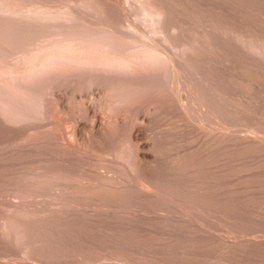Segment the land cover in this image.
Segmentation results:
<instances>
[{
  "label": "rangeland",
  "instance_id": "374dc122",
  "mask_svg": "<svg viewBox=\"0 0 264 264\" xmlns=\"http://www.w3.org/2000/svg\"><path fill=\"white\" fill-rule=\"evenodd\" d=\"M113 59L149 122L78 86ZM1 91L0 264H264V0H0Z\"/></svg>",
  "mask_w": 264,
  "mask_h": 264
},
{
  "label": "bare ground",
  "instance_id": "6f19581e",
  "mask_svg": "<svg viewBox=\"0 0 264 264\" xmlns=\"http://www.w3.org/2000/svg\"><path fill=\"white\" fill-rule=\"evenodd\" d=\"M158 17V16H157ZM66 36V35H65ZM19 49H21V48H19ZM59 49V48H58ZM57 49V50H58ZM65 50V48H62V50ZM67 49V48H66ZM75 49V48H74ZM78 49V48H77ZM79 49H81V48H79ZM82 49H84L85 50V48H82ZM81 49V50H82ZM87 49V48H86ZM100 50H102V51H106L107 53L108 52H110V51H112V49L113 48H99ZM118 49V48H117ZM17 50H18V48H17ZM61 50V49H60ZM70 50V49H69ZM73 50V49H72ZM94 50V49H93ZM37 51V50H36ZM71 51V50H70ZM76 51V50H75ZM67 52V51H66ZM21 53V52H20ZM61 53H63V52H61ZM72 53H74V51H72ZM76 53V52H75ZM74 53V54H75ZM16 54V53H15ZM17 54H18V52H17ZM59 54V53H58ZM67 54V53H66ZM65 54V55H66ZM166 54V53H165ZM83 55H84V53H83ZM86 53H85V57H86ZM89 55V54H88ZM87 55V56H88ZM61 56V55H60ZM67 56V55H66ZM69 56H70V54H69ZM73 56V55H72ZM108 56V55H107ZM76 57V56H75ZM81 57V56H80ZM84 57V56H83ZM89 57V56H88ZM18 58V57H17ZM16 58V59H17ZM20 58V57H19ZM70 58H71V56H70ZM28 59H29V57H28ZM74 59V58H73ZM87 57L84 59V60H81L80 62V66H82L81 64L83 63V62H89V60L87 59ZM20 60V59H19ZM62 60V59H61ZM64 60H66V59H64ZM68 60V59H67ZM119 60V59H118ZM117 59L115 60V59H113V60H110V61H108V60H105V61H101L100 63H101V65H100V67L98 66L99 65V61L97 62L98 64H95V66L97 67H95V66H91L92 64V62H93V60H91L90 61V64L89 63H87V66H85L84 65V67H80L81 69V71L79 72V65L76 67V65H75V67L77 68V70H78V72H79V74H78V76L80 77V79L78 78V77H76L77 76V70H75V74H76V76H72V74H69L70 76H72L70 79H73V77H75V78H78L79 80H83L82 82H80L79 84H78V86L81 84V83H83V82H85V86H87V87H85V88H87L86 90H88L87 92H89L90 93V96L92 97V96H97L98 94H100V93H107V95H111L110 96V99L111 100H113V101H115L114 102V106H115V108L117 109V111H119V112H124L126 109H130V108H132V115H133V118H132V116H131V120L133 119L134 121H136V120H141L142 122L143 121H148L149 122V119H146L145 118V116H142V115H140V113H139V109H141V104H142V102L144 101L142 98H141V95L140 94H142V93H140V92H142L141 91V89L140 90H138V91H134L136 88L133 86V87H128V89L127 90H130V92H131V96H127V97H125V96H121V97H119V96H117V94L116 93H118L117 92V90H118V88L116 87V86H118V85H120V89H122L121 88V85H122V87L124 88H126V86L124 85L123 86V84L125 83V84H133V85H135V84H138V83H136V82H134L132 79H131V77H133V76H135V75H137L138 73H137V70H136V67H133V66H135V65H131L132 64V62L130 63V65H128L129 63H121L120 61H118ZM28 61V60H27ZM50 61V60H49ZM54 61V60H53ZM72 61V60H71ZM83 61V62H82ZM29 62V61H28ZM67 62H69V61H67ZM74 62H75V60H74ZM52 63V62H51ZM70 63V62H69ZM77 64L79 63V62H76ZM50 64V63H49ZM55 64V63H54ZM53 64V65H54ZM57 64H59V63H57ZM73 64V63H72ZM90 66H89V65ZM94 64V63H93ZM64 65V64H63ZM70 65V64H69ZM173 65V64H172ZM181 65V64H180ZM55 66V65H54ZM58 67V66H57ZM57 67H55L54 68V70H56V69H58V70H56V71H58V72H60L59 70H61V67H59V68H57ZM71 67V66H70ZM70 67H68V68H70ZM177 67V66H176ZM67 68V70H69ZM72 68H73V66H72ZM178 68V67H177ZM48 69H49V67H48ZM182 69V68H181ZM65 70V69H64ZM140 70V69H139ZM151 70V69H150ZM49 71V70H48ZM62 71H63V69H62ZM62 71H61V74H63L62 73ZM72 71H74V70H72ZM71 71V72H72ZM148 71V70H147ZM153 71V70H152ZM183 71V70H182ZM140 72V71H139ZM154 72V71H153ZM152 72V73H153ZM50 73V72H49ZM49 73H48V75H49ZM54 73V72H53ZM52 73V74H53ZM64 73H66L65 71H64ZM72 73H74V72H72ZM163 73V72H162ZM60 74V75H61ZM74 74V75H75ZM45 75V74H44ZM51 75V74H50ZM53 75H55V73L53 74ZM147 75V74H146ZM149 75V74H148ZM177 75V74H176ZM183 75V74H182ZM59 76V75H58ZM69 76V77H70ZM131 76V77H130ZM163 76H164V74H163ZM180 76H181V74H180ZM50 77V76H49ZM65 77V76H64ZM68 77V78H69ZM147 77V76H146ZM145 77V78H146ZM62 78V77H61ZM128 78V79H127ZM130 78V79H129ZM135 77H133V79H134ZM138 78H140L139 76H138ZM142 78V77H141ZM153 78V77H152ZM162 78V77H161ZM164 78V77H163ZM179 78V77H178ZM184 78V77H183ZM136 80H137V78H135ZM144 79V78H143ZM151 79V78H150ZM78 80V81H79ZM140 80V79H139ZM153 80V79H152ZM67 81V80H66ZM70 81V80H69ZM73 81V80H72ZM77 81V82H78ZM140 81H142V80H140ZM3 82V81H2ZM1 82V83H2ZM68 82V81H67ZM74 82H75V84H76V79L74 80ZM137 82H138V80H137ZM143 82H146L145 81V79H144V81ZM149 82V81H148ZM147 82V83H148ZM4 84H5V82H3ZM56 83V82H55ZM58 83V82H57ZM65 83V82H64ZM69 83V82H68ZM71 83V82H70ZM123 83V84H122ZM141 83V82H140ZM147 83H145V84H147ZM161 83V82H160ZM181 83H183V82H181ZM51 84H53L52 82H51ZM84 84V83H83ZM82 84V85H83ZM143 84V83H142ZM141 84V85H142ZM145 84L143 85V86H145ZM184 84V83H183ZM6 85V84H5ZM8 85V84H7ZM69 85V84H68ZM70 85H73V84H70ZM139 85L140 84H138V87H139ZM140 85V86H141ZM9 86V85H8ZM81 86V85H80ZM130 86H132V85H130ZM142 86V87H143ZM11 87V86H10ZM14 87V86H13ZM54 87V86H53ZM60 87V86H59ZM72 87V86H71ZM83 87V86H82ZM119 87V86H118ZM141 87V88H142ZM179 87V86H178ZM84 88V89H85ZM125 88H124V90H125ZM130 88V89H129ZM134 88V89H133ZM148 88V90L149 89H151L150 87H148V86H146L145 88L143 87V90L144 89H147ZM3 89V88H2ZM59 89V88H58ZM62 89V88H61ZM79 89H81V87L79 88ZM78 89V90H79ZM119 89V90H120ZM10 90H12V87H11V89ZM15 90V89H14ZM82 90H83V88H82ZM86 90L85 91H80V92H86ZM132 90H133V92L135 93V95H133L134 93L132 92ZM147 90V91H148ZM48 91V90H47ZM73 91V90H72ZM126 91V90H125ZM140 91V92H139ZM146 91V90H145ZM160 91V90H159ZM162 91V90H161ZM182 91H183V89H182ZM12 92V91H11ZM14 92V91H13ZM56 92H57V90H56ZM124 92V91H123ZM122 92V93H123ZM127 92V91H126ZM140 93L139 95L137 94V93ZM144 92V91H143ZM153 92V91H152ZM0 93H2V91L0 92ZM55 93V92H54ZM121 93V92H120ZM125 93V92H124ZM133 93V94H132ZM183 93V92H182ZM11 94V93H10ZM14 94H15V92H14ZM17 94H18V92H17ZM44 94V93H43ZM48 94H50L51 95V92H48ZM47 93L46 94H44V95H46V96H48V99H47V101H50V102H52L53 103V101L55 100V99H53V101H51L50 99L52 98L50 95H48ZM73 94V93H72ZM82 94V93H81ZM128 94V93H127ZM147 93H145L144 95H146ZM154 94V93H153ZM16 95V94H15ZM14 95V96H15ZM53 95V94H52ZM80 95V94H79ZM147 95H150L151 96V94H150V92L147 94ZM49 96H50V98H49ZM60 96V95H59ZM62 96V95H61ZM73 96V95H72ZM155 96V95H154ZM12 97H13V94H12ZM16 97H18V95L16 96ZM20 97V96H19ZM24 97V96H23ZM54 97V96H53ZM56 98L58 97V95L57 96H55ZM54 97V98H55ZM63 97V96H62ZM89 97V96H88ZM103 97H105V96H103ZM108 97V96H107ZM142 97H144L143 96V94H142ZM146 97V96H145ZM153 97V96H152ZM44 99H43V101L44 100H46L45 99V97H43ZM47 98V97H46ZM94 98V97H93ZM20 99V98H19ZM42 99V98H41ZM58 99V98H57ZM61 99V98H60ZM107 99V98H106ZM109 99V100H110ZM110 100V101H111ZM141 100H142V102H141ZM4 101V100H3ZM8 101V100H7ZM11 101V100H10ZM10 101H9V103H10ZM42 101V102H43ZM108 101V100H107ZM41 102V101H40ZM44 102H46V101H44ZM43 102V105H41V107L43 106V110H46L47 109V105H46V103H44ZM68 102V101H67ZM1 103H2V101H1ZM54 103H55V101H54ZM42 104V103H41ZM54 105H56V106H62V102H61V100H57L56 101V104H54ZM49 103H48V108H49ZM112 106V105H111ZM4 107V106H3ZM2 107V108H3ZM113 107V106H112ZM6 108V107H5ZM52 108V107H51ZM90 108V107H89ZM88 107H83V109H84V113L86 114V115H89V114H91L92 115V117H91V121H90V124H84V123H82V122H80V121H74V124H73V128H72V132H71V138L74 140V141H79L81 138H82V134H81V129L80 128H83L84 126L86 127V129H87V131L86 132H88V134L90 135V133L91 134H97L98 132H100V129L103 127V124H101L100 123V121L98 120V118H97V116L96 115H94L93 113H92V111L89 109ZM116 109H115V111H116ZM144 109H146V110H153V108H150V107H146V108H144ZM2 110H4V109H2ZM7 111V110H6ZM4 112H5V110H4ZM119 112H118V114H119ZM126 112V111H125ZM123 113V114H126V113ZM130 112H131V110H130ZM153 112V111H152ZM12 113V112H11ZM11 113H8V114H11ZM17 113V112H16ZM20 113V112H19ZM116 113V112H115ZM120 113V114H121ZM6 113H4V115H5ZM112 115V114H111ZM6 116V115H5ZM8 116V115H7ZM12 116H13V114H12ZM9 117V116H8ZM104 117V116H103ZM127 117V116H126ZM10 118V117H9ZM17 118V117H16ZM22 118V117H21ZM122 118V117H121ZM14 120H15V118H13ZM122 119H124V118H122ZM121 119V120H122ZM17 120V119H16ZM24 120V119H23ZM133 120H132V122H133ZM5 121V120H4ZM7 121H9V119L7 120ZM7 121H5V122H7ZM10 121H11V119H10ZM17 121H19V120H17ZM12 122V121H11ZM21 121H19V123H20ZM23 122V121H22ZM21 122V123H22ZM4 123V122H3ZM21 123H20V125H21ZM56 123V122H55ZM13 124V123H12ZM11 124V125H12ZM17 124V123H16ZM132 125H131V127H130V131H129V133H130V138H132V137H134V136H136V135H138L139 134V132H140V129L137 127H135V124L134 123H131ZM15 125V124H14ZM19 125V124H18ZM23 125V124H22ZM21 125V126H22ZM109 125V124H108ZM117 125H119V124H117ZM116 125V126H117ZM104 126H107V125H104ZM115 126V127H116ZM17 127V126H16ZM15 127V128H16ZM20 127V126H19ZM107 127H109V126H107ZM114 127V128H115ZM7 128V127H6ZM13 128V127H12ZM11 128V129H12ZM21 128H23L24 129V127H21ZM106 127H104V129H105ZM61 129V128H60ZM85 129V128H84ZM105 130H107V128L105 129ZM105 130H103V131H105ZM18 131V130H17ZM23 131V130H22ZM102 131V130H101ZM101 133V132H100ZM100 133H98L97 135H94V138H95V136H98ZM105 133V132H104ZM30 134V133H29ZM29 134H28V136H29ZM88 135V136H89ZM90 136H92V135H90ZM100 136V135H99ZM99 136H98V138H99ZM102 136V135H101ZM26 137V136H25ZM93 137V136H92ZM86 138V137H85ZM91 138V137H90ZM97 138V137H96ZM89 139V138H88ZM73 140H71V142L73 141ZM59 142V141H58ZM71 144V143H70ZM88 146V145H87ZM67 147V146H66ZM68 148V147H67ZM80 148V147H79ZM108 155V154H107ZM137 155H138V157L140 156L141 158H144L145 159V157H147L146 156V154L145 153H138L137 152ZM107 158V157H106ZM157 158V157H156ZM160 158V157H159ZM148 160V159H147ZM154 161V160H153ZM153 161H151V162H153Z\"/></svg>",
  "mask_w": 264,
  "mask_h": 264
}]
</instances>
